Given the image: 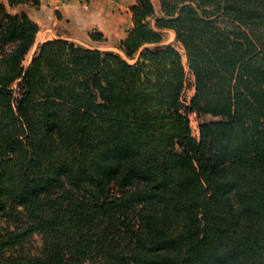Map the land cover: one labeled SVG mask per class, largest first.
<instances>
[{
  "label": "trees",
  "instance_id": "trees-1",
  "mask_svg": "<svg viewBox=\"0 0 264 264\" xmlns=\"http://www.w3.org/2000/svg\"><path fill=\"white\" fill-rule=\"evenodd\" d=\"M158 1L122 54L53 40L27 68L39 27L8 8L40 0L0 3V217L24 226L0 264H264V0Z\"/></svg>",
  "mask_w": 264,
  "mask_h": 264
},
{
  "label": "crops",
  "instance_id": "crops-1",
  "mask_svg": "<svg viewBox=\"0 0 264 264\" xmlns=\"http://www.w3.org/2000/svg\"><path fill=\"white\" fill-rule=\"evenodd\" d=\"M108 1L95 3L89 8L86 0H40L38 6L28 4L16 11L25 12L38 25L39 32L34 45L38 49L48 41L80 43L82 39H86L94 45L91 49L108 52L110 49L104 48L105 44L116 40L120 45L132 29L130 9L135 0H129V3L119 0L115 5ZM127 18L130 24L126 28L122 22L127 21ZM93 32L102 34V41H92L90 34Z\"/></svg>",
  "mask_w": 264,
  "mask_h": 264
},
{
  "label": "rangeland",
  "instance_id": "rangeland-1",
  "mask_svg": "<svg viewBox=\"0 0 264 264\" xmlns=\"http://www.w3.org/2000/svg\"><path fill=\"white\" fill-rule=\"evenodd\" d=\"M87 1V7L91 8L93 7V5L95 3H104V0H86ZM119 0H109L108 3H113L114 5L118 2ZM127 3H129V0H125ZM156 12L159 14L160 13V3L158 0H151ZM4 2L5 0H0V3ZM8 11L10 13H15L16 10H12L10 8H8ZM122 17H124V14L121 15ZM126 19V18H123ZM122 24L127 28L128 25L130 24V20L127 18V21L124 20L122 22ZM163 39H164V44L165 45H172L174 46L183 56L184 62L186 63V59H185V54H184V50L182 48V46L180 44H178L175 41V35L170 32V31H164L163 32ZM74 43V42H72ZM77 46H81L84 48H88L91 49L92 47H94V45H92L90 42H88L86 39H82L80 41V43H74ZM107 49H110L108 52H113L116 54H122L119 51L120 45L117 43L116 40H114L113 42H110L108 44H105V47ZM38 48L37 47H33V49L30 51V53L27 55L23 66L25 68H27L31 61L33 60V58L35 57V55L38 52ZM105 52V51H104ZM130 63H134L133 61H130ZM194 79L193 76L189 73V70L187 69V83H186V88L184 90L183 96H182V103L184 107L189 106L190 100L191 98L194 96ZM187 117L190 120L191 123V128H192V135L195 138H199V125L203 122H210L213 120V118L211 117H199L194 113H189L186 112ZM111 196L112 197H116L118 196V192L117 189L112 190L111 192ZM17 227H19V230H22V228L24 227L22 224H15L14 221L8 220L7 218L4 217H0V235L2 237H6L8 232H13V231H17ZM42 245H43V241L41 236L39 235H34L32 237V239H30L29 241L25 242L23 247L21 248V250H13V251H9L7 253V256H10L12 254H15V252H20L22 255H38L42 249Z\"/></svg>",
  "mask_w": 264,
  "mask_h": 264
}]
</instances>
